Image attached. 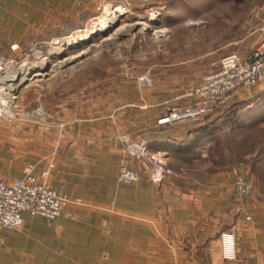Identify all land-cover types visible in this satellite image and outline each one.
Wrapping results in <instances>:
<instances>
[{
  "label": "crops",
  "instance_id": "crops-1",
  "mask_svg": "<svg viewBox=\"0 0 264 264\" xmlns=\"http://www.w3.org/2000/svg\"><path fill=\"white\" fill-rule=\"evenodd\" d=\"M108 1L113 0H0V56L20 60L21 49L79 34ZM144 9L143 3L137 11ZM144 62L116 57L94 73L75 65L70 73L51 72L23 88L18 84L17 100L35 107L37 122H16L8 134V124L0 121V176L22 177L31 163L40 174L54 162L52 180L66 182L67 191L84 204L72 208L75 218L31 217L25 211L22 227L3 233L0 264H264V193L257 187L253 197L239 198L235 166L232 171L220 157L200 163L199 123L158 122L178 95L191 90L166 87L168 80H184L187 63H169L178 68L173 74L164 59ZM211 63L203 66L201 79ZM215 113L218 120L227 118L224 106ZM47 116L57 121H46ZM210 133L203 135L207 153L215 137ZM124 134L161 153L174 173L161 184L144 178L149 162L127 152ZM123 163L147 172L120 181ZM227 233L235 245L229 255Z\"/></svg>",
  "mask_w": 264,
  "mask_h": 264
},
{
  "label": "rangeland",
  "instance_id": "rangeland-1",
  "mask_svg": "<svg viewBox=\"0 0 264 264\" xmlns=\"http://www.w3.org/2000/svg\"><path fill=\"white\" fill-rule=\"evenodd\" d=\"M142 2L145 4V9L140 12L137 10L142 8L143 3L140 4L136 0L134 3L114 0L104 3L98 14L79 34L73 33L64 38L54 39L47 42L45 47L21 49L20 64H26V66L33 68L34 72L42 71L44 75L51 72L61 75L70 73L71 70L69 69L75 65H82L83 72L101 71L99 65L108 63L116 57L130 59L131 63L134 61L136 65L140 66L146 65L144 59L159 57L167 62V70H173V74L178 71V68L174 69L175 66L169 63H187L185 65L197 63L198 67L192 68L184 65L182 69L184 71L183 81L170 82L168 80L166 85L168 89L177 88L178 91L190 85L189 94L178 95L174 105L181 107L193 106L197 100L193 91L203 80L200 77L203 66L231 52L246 55L259 45L261 38L264 36V0H146ZM110 5L119 6V8L126 11L120 18L121 24L142 20L150 23V26L146 29L140 25L131 34L111 39L107 44L102 43L107 36L103 33L92 34L85 40L81 39L71 43L70 38L92 28L93 20L103 21L109 19L106 8ZM153 11H157L159 14L156 21H152L150 18ZM101 43L99 49L87 52L92 48L91 46ZM60 47L65 49L60 51ZM82 50L87 51L77 55ZM103 53H105V56ZM101 55H103V60L97 61L96 58ZM73 56L75 57L73 58ZM45 57L49 58L51 62L49 68H42L39 65L42 58ZM141 68L136 66L137 71H143V69L140 70ZM195 71H198V73L196 74ZM44 75L39 74L33 79ZM147 78H150V75L142 78L144 83L148 82ZM175 83H178L177 87H175ZM27 84H29V81L23 84L21 88ZM18 90L17 88L10 95L12 106L0 114V121H5L8 124V134L15 132L13 128L16 122H37L34 119L38 115V113H35V107H29L31 106L30 103L22 106L21 101L17 100L19 99ZM169 93L171 95L175 94V90ZM251 93L252 95L248 98L242 96L228 105H223L227 118L218 120L219 115L213 114V111L202 120L196 121L200 124L197 126L200 140L198 144L201 146V148L199 147L200 163L206 164L210 158L219 161L217 158L220 157V159L223 158L230 164L229 167L232 171H234L233 167L235 166L234 169L237 170V173L253 179L255 188L253 193L246 198L253 197L257 187L264 193V90L253 89ZM191 98L194 99L192 103ZM223 106H217V108ZM45 120L57 121L56 118L48 116ZM206 123L213 124L206 126ZM208 132L215 134L214 138H210L214 142L208 143V153L206 149L204 153L206 155L202 156L200 153L203 152L205 144L203 135ZM121 139L125 142L126 150L132 157L139 160H148L150 170L149 174L146 175L147 177L144 178L156 182L152 179V163L150 160L146 156L137 157L130 153L129 144L139 140H130L131 138L127 134L122 135ZM162 157L164 158L163 155ZM166 162L170 165L168 161ZM124 164L135 170L128 163H123L121 166ZM135 171L138 173V177L124 182L138 180L143 177L142 173L147 172ZM253 172L257 174L256 179L252 177ZM53 181L57 184L60 183ZM31 217L33 216L31 215ZM39 218L45 217L40 216Z\"/></svg>",
  "mask_w": 264,
  "mask_h": 264
},
{
  "label": "built area",
  "instance_id": "built-area-1",
  "mask_svg": "<svg viewBox=\"0 0 264 264\" xmlns=\"http://www.w3.org/2000/svg\"><path fill=\"white\" fill-rule=\"evenodd\" d=\"M12 47L17 49L18 44H13ZM12 64L21 65L20 60L14 57L0 56V113L12 106L10 95L18 87L15 79L21 73ZM11 84L14 89H11ZM253 89L264 90V36L259 45L246 55L231 52L213 60L209 72L193 91L197 98L196 104L184 107L172 105L158 122L167 124L202 120L217 106L228 105L251 93ZM129 150L137 157L146 156L150 160L152 179L156 182L161 183L168 175L174 173V169L162 155L152 151L146 143L138 141L129 144ZM53 166L52 162L40 174H36L37 165L31 163L22 177L8 179L0 176V244L4 243L5 230L22 227L25 211L33 216L47 218L77 216L72 208L84 204V199L69 193L66 182L57 184L51 179ZM118 177L123 181H131L138 177V173L124 164L119 169ZM254 188L253 179L238 173L235 182L237 197L250 196ZM230 241L231 247L227 249L226 243ZM223 242L229 255L235 249L233 234L223 235Z\"/></svg>",
  "mask_w": 264,
  "mask_h": 264
},
{
  "label": "bare ground",
  "instance_id": "bare-ground-1",
  "mask_svg": "<svg viewBox=\"0 0 264 264\" xmlns=\"http://www.w3.org/2000/svg\"><path fill=\"white\" fill-rule=\"evenodd\" d=\"M106 10L108 12L109 19L103 20V21L93 20V25L91 26L92 28L88 31L83 32L82 34H80L78 36L70 38L71 43H75L81 39L85 40V39L89 38L92 34L97 33L98 31H101V32L102 31H108L106 38L102 42L103 44H107V43H109V41H111V39H115L117 37H120L121 35L125 36L128 34H131L140 25H142L143 28H146V29H148V27L150 26V23H148L146 21H142V20L132 22V23L121 24L120 18L126 13V11L119 8V6L110 5V6H107ZM158 17H159V14L157 11L151 12L150 18L152 21L153 20L156 21L158 19ZM157 31H160V30H157ZM102 43L98 44V45L96 44L94 46H91L92 48H90L88 51L82 50L77 55H81L85 51L89 52L90 50H97L100 48ZM64 49L65 48L62 47L60 49V51H63ZM77 55H75V56H77ZM75 56H73V58ZM12 65L16 67L18 72L20 71V73L23 74V78H22L20 84L23 81L24 82L25 81H31L33 78H35L39 74L44 75V73L42 71L41 72L40 71L34 72L33 68L26 66V64L20 65V66L17 64H12ZM39 65L42 68H47L49 65L51 66V62H50L49 58L45 57V58H42V62ZM10 86H11V89H14L12 84Z\"/></svg>",
  "mask_w": 264,
  "mask_h": 264
},
{
  "label": "water",
  "instance_id": "water-1",
  "mask_svg": "<svg viewBox=\"0 0 264 264\" xmlns=\"http://www.w3.org/2000/svg\"><path fill=\"white\" fill-rule=\"evenodd\" d=\"M107 32H108V31H102V32H101V31H98L97 34H98V33H103L104 35H107ZM95 34H96V33H95ZM64 65H65V64H64ZM64 65H63V66H64ZM49 67H50V65H49L47 68H49ZM55 68H56V67H55ZM22 78H23V74H20V75L15 79V83L20 84ZM26 82H27V81H25V82L23 81V82L19 85V87L22 86L23 84H25Z\"/></svg>",
  "mask_w": 264,
  "mask_h": 264
}]
</instances>
